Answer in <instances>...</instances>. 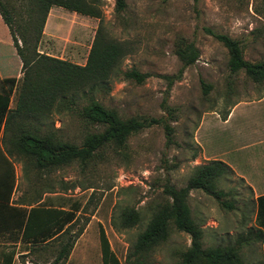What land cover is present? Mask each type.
Instances as JSON below:
<instances>
[{
	"label": "rangeland",
	"instance_id": "rangeland-1",
	"mask_svg": "<svg viewBox=\"0 0 264 264\" xmlns=\"http://www.w3.org/2000/svg\"><path fill=\"white\" fill-rule=\"evenodd\" d=\"M4 1L19 14L16 20L21 22V13L26 18L21 12L23 0ZM126 4V11L117 15L114 0H100L103 27L133 50L122 62L109 94H99V100L122 118H163L173 130L172 141L167 143L162 126H153L130 137L124 156H112L87 169L73 164L36 178L25 175L23 164L14 161V200L31 197L39 189L44 192L42 205L79 209L72 231L78 238L65 264H101L99 226L120 263L134 264L135 257H127L154 207L163 201L166 182L180 189L195 167L213 160L253 173L250 162L264 158V83H253L243 72L231 75L227 50L205 32L210 29L239 40L246 61H264V0H126ZM99 24L98 19L53 7L38 51L84 65ZM5 36L7 29L0 24L1 41ZM178 38L194 41L200 57L169 87L164 77L176 75L181 66L174 54ZM15 69L20 77V64ZM132 69L148 75L144 83L124 78L123 73ZM201 81L210 86L207 94ZM53 124L65 139H81L79 124L69 112L54 115ZM218 188L228 192L235 210L223 209L201 191H191L188 200L193 219L203 229L204 248L232 243L254 221V195L239 176L232 172ZM123 207L137 210L141 221L131 229L117 230L112 220ZM190 244L187 234L173 231L143 264H178L179 254ZM54 247L50 244L47 251L37 248L29 254L21 246L19 262L43 264L52 259ZM241 257L244 264L263 261L262 246L243 248Z\"/></svg>",
	"mask_w": 264,
	"mask_h": 264
},
{
	"label": "trees",
	"instance_id": "trees-1",
	"mask_svg": "<svg viewBox=\"0 0 264 264\" xmlns=\"http://www.w3.org/2000/svg\"><path fill=\"white\" fill-rule=\"evenodd\" d=\"M114 1L116 14H123L126 0ZM22 4L21 12L26 18L23 19L21 13L20 22L15 19L20 18L15 8L0 0V24L7 29V36L3 41L0 39V243L20 242L29 254L37 248L47 251L50 244H55L52 259H45L43 264H65L78 238L72 231L78 222L79 209L42 205L44 192L39 189H35L31 197L14 200V161L23 164L25 175L34 174L35 178L73 164L87 169L112 156H124L130 137L145 129L162 126L167 143L172 141L173 130L163 118H122L115 109L104 106L99 100V94H109L110 84L133 50L128 42L111 37L103 27L100 0H23ZM53 7L100 21L84 65L38 51L48 12ZM205 32L227 50L231 75L243 72L253 83H264V61H246L239 40L210 29ZM174 54L181 66L176 75L164 77L169 80V87L200 57L195 42L185 38L177 39ZM19 64L20 77L15 69ZM123 76L136 84L144 83L148 77L134 69ZM201 85L207 94L210 86L202 81ZM165 109L173 117L172 110ZM64 112L77 120L81 129L79 142L65 139L54 129L53 116ZM232 172L224 162L213 160L195 167L180 189L166 182L163 201L154 207L127 258L135 257L134 264H143L145 257L165 243L174 231L187 234L191 240L188 249L179 254L178 264H244L241 250L264 243V195L252 204L254 221L245 234L237 235L232 243L208 248L203 247V229L193 219L188 205L190 192L201 191L223 209L235 210L227 198L228 192L218 188L220 180ZM246 220L243 216L242 222ZM140 221L137 210L123 207L117 219L112 220V226L128 230ZM99 242L101 264H121L102 226H99ZM15 255L14 246L10 249L0 246V264H22L15 262ZM256 264H264V261Z\"/></svg>",
	"mask_w": 264,
	"mask_h": 264
},
{
	"label": "crops",
	"instance_id": "crops-1",
	"mask_svg": "<svg viewBox=\"0 0 264 264\" xmlns=\"http://www.w3.org/2000/svg\"><path fill=\"white\" fill-rule=\"evenodd\" d=\"M240 104V103H238ZM237 104V105H238ZM242 104V103H241ZM236 105V106H237ZM235 106V107H236ZM235 107L232 108L235 109ZM229 114L228 118L230 117ZM227 121V120H226ZM225 121V122H226ZM258 144H263L262 142H258ZM254 146H256V144H252ZM252 147V146H251ZM223 162V161H222ZM237 176H239V178H241L245 184L249 187V189L252 191L253 195H254V201H256V198L259 196L264 195V158H262L259 163H257L256 161H252L250 162V164L248 165L251 169L255 170L249 173H245L243 171H240V169H238L235 165L233 164H229L227 162H224ZM2 245H6L8 246V248L10 249L11 246H14L15 250H16V255H15V262L17 263H21L19 262V257H21V253L18 252L19 247L21 248V244L20 242H18L17 244H12V243H8V244H4L3 242L0 243V246ZM259 246H262V255H263V261H264V243L260 244Z\"/></svg>",
	"mask_w": 264,
	"mask_h": 264
}]
</instances>
